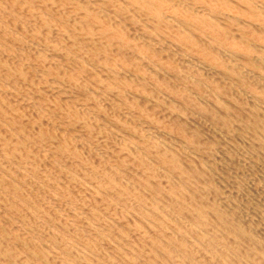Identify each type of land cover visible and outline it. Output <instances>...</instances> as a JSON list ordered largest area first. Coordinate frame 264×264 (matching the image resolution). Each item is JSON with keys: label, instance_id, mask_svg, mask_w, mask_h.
I'll use <instances>...</instances> for the list:
<instances>
[{"label": "bare ground", "instance_id": "obj_1", "mask_svg": "<svg viewBox=\"0 0 264 264\" xmlns=\"http://www.w3.org/2000/svg\"><path fill=\"white\" fill-rule=\"evenodd\" d=\"M0 264H264V0H0Z\"/></svg>", "mask_w": 264, "mask_h": 264}]
</instances>
